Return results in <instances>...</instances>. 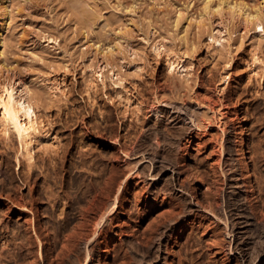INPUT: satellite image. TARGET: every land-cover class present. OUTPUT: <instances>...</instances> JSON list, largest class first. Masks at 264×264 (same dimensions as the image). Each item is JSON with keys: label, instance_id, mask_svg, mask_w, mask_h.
I'll use <instances>...</instances> for the list:
<instances>
[{"label": "rangeland", "instance_id": "obj_1", "mask_svg": "<svg viewBox=\"0 0 264 264\" xmlns=\"http://www.w3.org/2000/svg\"><path fill=\"white\" fill-rule=\"evenodd\" d=\"M10 89L31 110L18 112L25 127L21 138L0 114V264H59L56 253L64 256L60 264H77V254L78 264L85 258L86 264H145L157 232L145 228L159 230L171 205L176 202L181 211L187 196L160 193L151 208L150 202L136 203L131 192L111 222L101 220L97 208L89 219L77 210L93 177L111 166L122 177L132 169V182L147 189L149 179L134 163L141 157L132 146L162 149L183 185L195 189L193 199L207 197L219 215L229 217L243 204L264 208V0H0V101ZM164 107L183 110L198 127L187 134L169 126L153 130L149 121ZM24 168L32 172L38 195L26 210L6 198L20 192L29 199ZM231 173L238 185L250 178L253 191L230 196ZM48 185L63 198L48 199ZM160 187L172 188L170 179ZM178 219L167 241L168 263L177 258L174 264H243L234 247L238 229L198 208ZM215 226L213 237L208 230Z\"/></svg>", "mask_w": 264, "mask_h": 264}, {"label": "bare ground", "instance_id": "obj_2", "mask_svg": "<svg viewBox=\"0 0 264 264\" xmlns=\"http://www.w3.org/2000/svg\"><path fill=\"white\" fill-rule=\"evenodd\" d=\"M7 92V96H6V99H3L0 101V114H1V120L5 121L8 125V127H10L13 131L16 132L17 136L19 138H21L23 136V133L25 131V127L21 124L20 120H19V115H18V112L20 110V107L24 110L25 113H29V111L31 110V105L28 104L27 107H24V105H19L17 101H15L14 97H13V93H12V89L10 90H6ZM172 108V107H171ZM179 110V109H178ZM183 111V110H182ZM182 111H177L176 109L173 110V109H168V108H163V109H156L154 111V114L151 118V120L149 122H151L150 124V128H152L153 130H157V132L159 130H162L164 128H167V126H169L170 128H183L184 131H186V134L187 132H190L193 130L192 129V126L194 127H198L197 123L194 124V121L192 120V118L190 116H188L186 113H183ZM149 128V129H150ZM168 129V128H167ZM192 129V130H191ZM165 130V129H164ZM182 130V129H181ZM154 131V132H155ZM169 131V130H168ZM164 132V131H163ZM197 132V131H196ZM162 133V132H161ZM194 133V132H193ZM167 133H163L164 136H166ZM169 134V133H168ZM171 134H169L170 136ZM169 136H166L169 137ZM172 136V135H171ZM193 136V135H192ZM163 137V136H162ZM120 147V145H119ZM124 150V149H122ZM129 149L125 150V154L126 156H128V154L130 153L128 151ZM130 151H133L134 154H138L140 155V157L142 159H146V160H141V158L139 159H136L135 160V164L138 163V165L141 166V171H142V176H143V180L144 178L146 179L147 177V180L148 182H146V186L147 189L143 188L142 186H138V182L137 181H133L132 177L130 176V173H131V170L132 169H128L129 171L124 175V177H122L123 175L122 174H119L118 175V172H115L114 171V166L110 168V170L107 171H104L101 175V172L99 174L98 172V175H100L99 177H96L95 179V176L93 177L94 178V183L92 182V186L90 188V193H87V198L84 200L85 202V205L84 203H82L83 205H79L80 206V209H77V210H80L82 211V213H80V215H82L81 217H83L82 219L88 217V212L94 208H97L98 209V215L100 216V219L103 220L105 219L106 221L108 222H111L113 221L117 214H116V209H118L119 207L123 208L125 205H127L126 203L128 202L129 200V197H130V193L132 192L133 193V196H134V199H135V202L138 203V204H145L146 202H150L151 203V208L152 207H155L154 205L156 203H154L156 201V197L162 193V194H165V193H168L170 194V192L174 193L175 195L177 196H187V199L185 198V202H182V206H181V211L179 212H176V208L177 207V204L176 202H174V206L171 205V207L169 208V210L167 211L168 213V219H164L162 222H161V226L159 227V230H156L154 228V226H152L151 224L149 226H147L145 229H149L150 230V233H153L155 231L156 234L154 236V239L151 240V244H150V247L148 248L149 249V252H146L144 254V259H145V264H167V260L169 259L170 257V254H171V250L169 248V245L167 243L168 239L172 236V232L176 230V222L178 219V217H183L186 213H189L195 209H201V210H204L205 213L211 215L212 218H214L215 220H224V223H225V226L227 227L228 224L230 225L229 227L231 228V231H233L234 229H238L237 230V233H238V236H236V240H234V247L236 245V248L239 249L241 251V254H240V251H239V255L241 256V259H242V262L243 264H264V223L261 225V224H256L255 223V218H262V220L260 221H263L264 219V208H262V203L260 204L261 208L259 206H255L251 203L249 205V207H246V206H241L239 205L238 208H234V210L230 212V218L226 215L225 212L222 213V215H219L218 213H216L214 210H213V207H212V203L211 201L205 197L204 199V202L202 201H199L198 199H193V195H192V192H195L194 190H188L184 185H183V180L181 179V177H178L176 175V171H174V167L172 164L170 163H167L165 161V159H163L164 157V152L162 149H160L158 146L155 148V147H149V146H144L142 148H135L133 150V146L130 148ZM119 152H121V150H119ZM123 152V151H122ZM132 153V152H131ZM164 154V155H163ZM234 159V158H233ZM140 161V162H139ZM233 162V161H232ZM234 163V162H233ZM21 166L23 165L21 162L19 163ZM28 164V163H27ZM31 164L32 166V163H29ZM231 164V163H230ZM44 165V164H43ZM111 165H114V164H111ZM229 165V164H228ZM237 165V164H236ZM27 165H25L26 167ZM30 168L31 166L28 165ZM42 166V165H41ZM40 166V167H41ZM45 166V165H44ZM235 165L231 164L230 167H228L231 171H234V169L236 170V166L234 167ZM43 167V166H42ZM42 167L40 168V171L42 169ZM28 168V167H27ZM33 168V166H32ZM45 168V167H44ZM48 168V167H47ZM134 169V168H133ZM229 169L227 170L228 172H231L229 171ZM25 170V168L23 169ZM46 170V168H45ZM44 170V172H45ZM48 170V169H47ZM22 171V169H21ZM32 171V170H31ZM54 171H55V168H54ZM225 171V170H224ZM248 172V170H246ZM245 171V172H246ZM24 172V171H23ZM43 172V170H42ZM48 172H50L48 170ZM46 171V173H48ZM58 172V171H57ZM62 172V171H60ZM59 172V173H60ZM107 172V173H106ZM235 172V171H234ZM22 173V172H21ZM122 173V172H121ZM57 174V173H56ZM97 174V173H96ZM255 174V172H254ZM49 173L46 175L48 176ZM62 174H60L61 176ZM121 175V176H120ZM258 175V174H257ZM43 176V175H42ZM246 176H248L246 174ZM256 176V175H255ZM31 177H32V172H30V169L28 170H25V173H23L22 175V178L23 180L26 182H24L25 184H28V189H27V192L29 194V199H27V196L26 195V198L20 194H17L18 196L16 198H11L13 196H8L9 194H7L6 197L7 199L11 200L12 203L15 204V206L18 205V207L23 210H26L27 209V204H30L31 206L33 205L34 207V202L36 203L37 201V197L38 195L36 194L37 197L34 196V190H33V186H31L32 184H30V180H31ZM34 177V176H33ZM257 177V176H256ZM254 177V180L255 178ZM35 178V177H34ZM33 178V179H34ZM170 179V184H171V187L172 188H161L160 187V182H163L165 181L166 179ZM238 178V177H237ZM236 178V175H234V173H231L230 174V179L232 180L230 183H229V186H228V189H227V192L228 194L231 196V195H238L239 192H242V191H246V189L248 187L251 188V186H253L251 183V179L247 177V179H243L242 182L243 184H241L242 186L244 185L245 188L244 190L241 188V185L239 184L238 185V181H233ZM47 179V178H46ZM228 179H229V176H228ZM229 179V180H230ZM259 179V178H258ZM256 180V181H259V180ZM45 181V180H44ZM62 182V181H61ZM60 182V183H61ZM34 183H35V180H34ZM33 183V184H34ZM36 184V183H35ZM63 184V182H62ZM133 184V189H131V185ZM228 184V183H227ZM256 184V182H255ZM261 184V183H260ZM45 185H47V182L45 181ZM60 185V184H59ZM88 185V184H87ZM144 185V184H143ZM62 186V185H61ZM44 187V186H43ZM46 187V186H45ZM50 185L47 186V188H45V193H46V197L48 199H50L52 202L53 201H57L58 198H63V197H59V195L55 196L54 194L55 193H52L51 189H50ZM58 187V186H57ZM194 187V186H193ZM258 187V186H257ZM256 187V188H257ZM62 188V187H61ZM88 186H87V190H88ZM195 188V187H194ZM208 189H211V186H207ZM227 188V187H226ZM253 188V187H252ZM251 188V190L253 191V189ZM260 188V187H259ZM58 189V188H57ZM63 189V188H62ZM192 189V187H191ZM262 189V187H261ZM59 190V189H58ZM250 190V191H251ZM36 191V189H35ZM43 191H44V188H43ZM61 193V190H59ZM248 191V190H247ZM258 191L260 192V190L258 189ZM65 192V191H64ZM86 192V191H85ZM191 192V193H190ZM262 193V192H260ZM64 194V193H63ZM63 194H60V195H63ZM84 194V193H83ZM84 194V195H86ZM66 194H64L65 196ZM132 195V194H131ZM16 196V194H15ZM40 196V195H39ZM44 198H45V195H43ZM68 196V195H67ZM102 196H106V201L104 200H101V203H100V198ZM69 197V196H68ZM237 197V196H236ZM235 197V198H236ZM242 197V196H241ZM245 197L246 199L250 198L247 193H245ZM83 198V197H82ZM82 198L80 201H82ZM47 199V200H48ZM65 199V198H64ZM62 199V201L64 200ZM69 199V198H67ZM103 199V198H102ZM242 199V198H241ZM249 200V199H248ZM258 200V199H257ZM65 201V200H64ZM104 201V202H102ZM184 201V200H183ZM244 201V200H242ZM241 202V201H240ZM250 202V201H249ZM252 202V201H251ZM51 203V202H50ZM58 203V202H56ZM65 203V202H64ZM79 203V202H78ZM172 203V201L170 202V204ZM239 203V202H238ZM10 204V203H9ZM246 204V203H245ZM29 205V206H30ZM37 205V204H36ZM65 205V204H64ZM11 206V205H10ZM31 206H30V211L31 212ZM51 206H53L51 204ZM237 206V205H236ZM38 207V206H37ZM175 208V209H174ZM34 209V208H33ZM22 210V211H23ZM35 211H33V213L36 212V214H39L38 213V209H34ZM24 212V211H23ZM77 212V211H76ZM91 212V211H90ZM97 212V211H96ZM95 212V213H96ZM26 213V212H25ZM25 213H23V215H26ZM28 213V212H27ZM32 213V214H33ZM61 214V213H60ZM78 214V212H77ZM91 214V213H90ZM259 214V215H258ZM78 215V216H80ZM88 215V216H87ZM94 215H97V214H93ZM164 215V214H163ZM162 215V216H163ZM36 216V215H34ZM38 216V215H37ZM177 216V217H176ZM95 218L97 216H94ZM24 218H27L24 217ZM65 220H66V216L63 217ZM93 218V217H92ZM99 218V217H98ZM28 219V218H27ZM37 219V217H36ZM82 219H78V220H82ZM89 219V217L87 218ZM86 219V220H87ZM94 219V218H93ZM255 219V220H254ZM26 220V219H25ZM38 220V219H37ZM68 220V219H67ZM91 222H92V219H90ZM185 220V219H184ZM63 221V220H62ZM69 221V220H68ZM85 221V220H83ZM83 221L81 223H83ZM97 221V219H96ZM259 221V223H260ZM70 222V221H69ZM68 222V223H69ZM89 222V220H87V223ZM183 222V221H182ZM63 223V222H62ZM67 223V222H66ZM65 223V224H66ZM87 223H85L86 225H88ZM101 223V221L99 222ZM104 223V222H103ZM32 224V223H31ZM78 224V223H77ZM75 225L76 227L78 225H80V222L78 225ZM83 225V226H86V225ZM105 224V223H104ZM108 224V223H107ZM111 224V223H110ZM185 224V223H184ZM183 224V225H184ZM62 225V224H61ZM61 225L59 227H61ZM71 225V224H69ZM96 225V224H95ZM103 225V224H102ZM112 225V224H111ZM123 225V224H122ZM64 226V225H62ZM99 226V224H98ZM105 226V225H104ZM212 226V225H211ZM58 227V229H59ZM66 227V226H65ZM69 228V226H67ZM74 227V226H73ZM75 227V228H76ZM80 227V226H79ZM121 227V225H120ZM225 227V228H226ZM57 228V227H56ZM72 227H70V231L72 230L71 229ZM90 228V227H89ZM94 228V227H93ZM92 228V231L94 229H96L97 227H95L94 229ZM107 228V227H105ZM51 229H55L54 228H51ZM61 229V228H60ZM78 229V228H77ZM83 229H85V227H83ZM88 229V228H87ZM103 229V227H102ZM205 229H207L206 226L203 227L202 231H204ZM214 229H217L216 226L214 228H211V230H208V231H211L212 234L211 236H215L217 233H214L213 230ZM228 229V228H227ZM50 230V229H48ZM64 231V229H62ZM69 230V229H68ZM75 230V229H73ZM82 230V229H81ZM90 230V229H89ZM101 230V228L99 229ZM52 231V230H51ZM55 231V230H54ZM59 231V230H58ZM63 231H60L63 233ZM68 231V232H70ZM78 230H76L77 232ZM80 231V230H79ZM84 231V230H83ZM88 231V230H87ZM85 231V232H87ZM102 231V230H101ZM104 231V230H103ZM144 232V229L142 230ZM147 232H149L148 230H146ZM216 231V230H214ZM230 231V232H231ZM46 232V231H45ZM53 232V231H52ZM64 232H67V231H64ZM67 232V233H68ZM76 232L75 235H74V238L75 236L78 237V239H82L81 235L80 237L78 236L79 234L76 235ZM81 232V231H80ZM85 232H81L82 236L85 234ZM99 232V231H98ZM142 232V233H143ZM218 232V231H217ZM226 232V231H225ZM49 233V232H48ZM72 233V232H71ZM79 233V232H77ZM89 233H92L91 231H89ZM227 234H229L228 232H226ZM54 234V233H53ZM51 234V235H53ZM56 235H59L57 234V232L55 233ZM54 234V235H55ZM66 234V233H65ZM70 234V233H69ZM68 234V235H69ZM95 234V233H94ZM101 234V233H100ZM105 234V233H104ZM149 234V233H148ZM226 234V235H227ZM233 233H231L232 235ZM45 235V238L46 237V234ZM55 235V236H56ZM67 235V234H66ZM72 234H70L69 236H71ZM87 235V234H85ZM93 235V234H92ZM151 236V234H149ZM153 235V234H152ZM63 236H65L63 234ZM62 236V237H63ZM88 236V235H87ZM100 236V235H99ZM86 237V236H85ZM83 237V238H85ZM165 237H167V240H165ZM65 238V237H64ZM69 238V237H68ZM66 238V240L68 239ZM99 238V237H98ZM216 238V237H215ZM215 238H211V239H215ZM59 239V238H58ZM71 239V238H69ZM73 239V238H72ZM71 239V240H72ZM90 238H87V241L89 240ZM93 239V238H92ZM49 240V239H48ZM62 241V238L60 239ZM95 240H97V238H95ZM69 241V240H68ZM75 241V240H74ZM83 241V240H82ZM84 241H86L84 239ZM91 241V239H90ZM232 241V240H231ZM67 242V241H65ZM73 242V241H72ZM80 242V240H79ZM228 242V241H227ZM230 242V241H229ZM59 243L61 244L62 242L59 241ZM63 243H64V240H63ZM74 243V242H73ZM73 243L71 244L73 246ZM78 243V241H77ZM84 243V242H83ZM82 243V244H83ZM87 243V242H86ZM93 243V242H92ZM97 243V242H96ZM1 244H6V240H2V243ZM66 244V243H65ZM68 245H70V242H67ZM75 244V243H74ZM89 244V243H88ZM91 244V243H90ZM77 245V244H76ZM87 245V244H86ZM85 245V247H86ZM99 245V244H98ZM229 245V244H228ZM231 245V243H230ZM249 245V246H248ZM8 246V245H6ZM61 246V245H60ZM62 246H65V245H62ZM67 246V245H66ZM75 246V245H74ZM73 246V249L76 251L77 248H75ZM78 246V245H77ZM1 247V245H0ZM79 247H80V244H79ZM81 250L84 249L83 246L81 245ZM90 247V246H89ZM60 248V247H59ZM57 247V249H59ZM62 248V247H61ZM60 248V250H61ZM66 248V247H65ZM70 248V247H69ZM72 248V247H71ZM91 248V247H90ZM88 248V249H90ZM56 252H61V251H57ZM64 249V247H63ZM62 249V250H63ZM67 249V248H66ZM86 248V250H88ZM92 249V248H91ZM90 249V250H91ZM2 249H0V257L2 256V253L4 252L3 250L1 251ZM68 250V249H67ZM218 250V249H217ZM65 251V250H63ZM70 251V250H69ZM68 251V253H70ZM72 251V250H71ZM74 251V255L77 253ZM148 251V250H147ZM229 251H231V248L229 247ZM55 252V253H56ZM63 253V252H62ZM67 253V252H66ZM67 253V254H68ZM79 253V252H78ZM84 253H87L84 251ZM67 254L65 257H67ZM71 254V253H70ZM80 254V253H79ZM91 254V253H90ZM62 255H65L64 253ZM5 256V254H4ZM71 256V255H70ZM77 256L78 254L76 255V258L77 259ZM81 256V255H80ZM79 256V257H80ZM87 255H85L86 257ZM141 256V255H140ZM143 256V254H142ZM141 256V257H142ZM175 258V255H171ZM55 257V256H54ZM75 257V256H72V258ZM84 257V254L82 256V258ZM88 257H89V252H88ZM178 257V256H177ZM57 260H61V262L63 261L62 259H64V256L62 257L61 255L57 254L56 253V257H55ZM68 258H69V255H68ZM71 258V257H70ZM81 258V257H80ZM90 258V257H89ZM2 260V258H0ZM66 259L65 258V262H66ZM74 259V258H73ZM74 259V261L78 264V260L76 261ZM180 259V258H179ZM68 260V259H67ZM141 260V259H140ZM177 260V258L175 259ZM175 260H173V258H171V260L169 261L170 264H174ZM182 260V259H180ZM71 261V259H69V262ZM73 261V260H72ZM71 261V262H72ZM73 261V262H74ZM81 261V262H80ZM86 261L87 259L85 258V260H79V264H86ZM179 261V260H178ZM56 262V261H55ZM60 262V263H61ZM64 262V263H65ZM68 262V263H69ZM180 262V261H179ZM178 262V263H179ZM50 263V261H49ZM58 263V261H57ZM59 263V264H60ZM95 263V262H94ZM144 263V262H143ZM168 263V264H169ZM5 264V263H4ZM63 264V263H62ZM70 264V263H69ZM75 264V263H74ZM99 264V263H98ZM180 264V263H179Z\"/></svg>", "mask_w": 264, "mask_h": 264}]
</instances>
